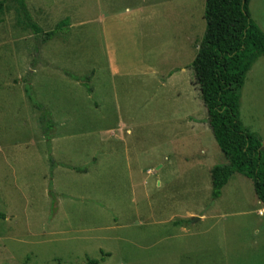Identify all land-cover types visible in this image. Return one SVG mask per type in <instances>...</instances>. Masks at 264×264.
I'll return each mask as SVG.
<instances>
[{
    "label": "rangeland",
    "instance_id": "374dc122",
    "mask_svg": "<svg viewBox=\"0 0 264 264\" xmlns=\"http://www.w3.org/2000/svg\"><path fill=\"white\" fill-rule=\"evenodd\" d=\"M25 2L44 31L70 29L40 41L15 4L0 14V264H264L252 180L211 195L227 159L192 67L206 0ZM249 8L264 31V0ZM240 119L264 144V55Z\"/></svg>",
    "mask_w": 264,
    "mask_h": 264
},
{
    "label": "trees",
    "instance_id": "16d2710c",
    "mask_svg": "<svg viewBox=\"0 0 264 264\" xmlns=\"http://www.w3.org/2000/svg\"><path fill=\"white\" fill-rule=\"evenodd\" d=\"M250 1L206 0V30L192 67L207 110L209 126L227 159L226 163L211 169L212 197L221 196L230 177L240 173L252 180L256 196L264 203L263 139L250 131L240 119L241 90L246 75L257 59L264 55V31L251 17ZM7 3L16 5L23 21L36 37H41L40 41L67 38L70 29L67 20H63L65 23L56 29L44 31L34 21L25 0H0V14ZM64 72L73 80L84 83L88 92H92L90 75ZM26 94L32 98L30 88H26ZM34 105L42 111L40 122L44 132H50L55 128L50 110L37 101ZM0 216L3 214L0 213ZM98 263L99 260L94 258L87 261V264Z\"/></svg>",
    "mask_w": 264,
    "mask_h": 264
}]
</instances>
